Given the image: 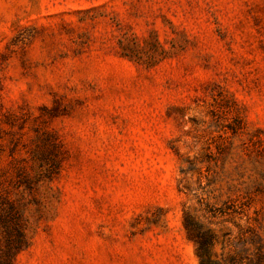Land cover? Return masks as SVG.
<instances>
[{
  "label": "rangeland",
  "instance_id": "374dc122",
  "mask_svg": "<svg viewBox=\"0 0 264 264\" xmlns=\"http://www.w3.org/2000/svg\"><path fill=\"white\" fill-rule=\"evenodd\" d=\"M10 203L13 264H264V0H0Z\"/></svg>",
  "mask_w": 264,
  "mask_h": 264
},
{
  "label": "trees",
  "instance_id": "16d2710c",
  "mask_svg": "<svg viewBox=\"0 0 264 264\" xmlns=\"http://www.w3.org/2000/svg\"><path fill=\"white\" fill-rule=\"evenodd\" d=\"M0 220L5 239L4 244L0 247V264H13L16 256L29 246L25 223L19 210L12 203H10V209L0 210ZM189 225L190 222L185 221L187 228ZM192 237L196 240L199 238V233H193ZM200 250H202V247H200ZM204 252H207V249ZM204 252L201 251L199 254L201 261L205 264H212L205 257Z\"/></svg>",
  "mask_w": 264,
  "mask_h": 264
}]
</instances>
